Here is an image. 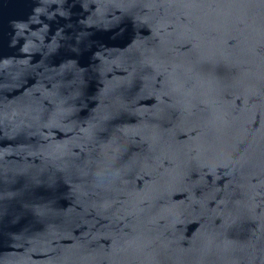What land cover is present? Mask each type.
Instances as JSON below:
<instances>
[{"label":"water","instance_id":"1","mask_svg":"<svg viewBox=\"0 0 264 264\" xmlns=\"http://www.w3.org/2000/svg\"><path fill=\"white\" fill-rule=\"evenodd\" d=\"M0 264H264V0H0Z\"/></svg>","mask_w":264,"mask_h":264}]
</instances>
